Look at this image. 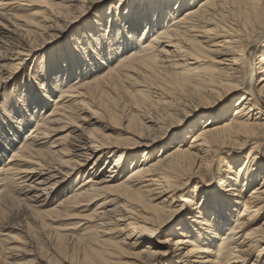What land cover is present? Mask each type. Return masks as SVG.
<instances>
[{
    "label": "bare ground",
    "instance_id": "bare-ground-1",
    "mask_svg": "<svg viewBox=\"0 0 264 264\" xmlns=\"http://www.w3.org/2000/svg\"><path fill=\"white\" fill-rule=\"evenodd\" d=\"M10 1L0 0V81L18 75L22 83L54 50L59 60L52 92L28 111L27 127L8 129L0 148V225L10 205L25 204L42 226H58L47 228L45 240L33 234L39 248L16 246L17 256L8 248L16 257L3 252L1 261L227 264L239 253L245 264L255 252L252 264H260L264 0H165L170 8L128 0L123 14L113 0ZM30 8L37 11L14 14ZM100 11L107 25L92 23ZM122 17L137 29L143 24L134 44L120 39ZM84 22L93 30L83 26L63 41ZM102 31L103 55L89 57L82 45L100 48ZM145 75L149 88L163 87L151 90V104L128 95L144 90L132 81ZM213 182L219 193L202 191ZM58 189L56 207L44 209ZM206 199L210 219L200 211ZM72 220L83 226L77 239L59 226Z\"/></svg>",
    "mask_w": 264,
    "mask_h": 264
},
{
    "label": "snow or ice",
    "instance_id": "snow-or-ice-1",
    "mask_svg": "<svg viewBox=\"0 0 264 264\" xmlns=\"http://www.w3.org/2000/svg\"><path fill=\"white\" fill-rule=\"evenodd\" d=\"M101 2V0H98ZM114 5H119V12L123 13L124 9L129 7L128 0H124L123 3L120 0H113ZM146 6H156V7H168L170 8V4H166L165 0H155L154 4H148ZM28 23H32V21H28ZM118 27L120 29V39L125 42H131L134 44L136 38L139 37L140 30L143 29V24L140 25V29H137L133 26V23L129 22V20L125 17L121 18V22L118 23ZM227 31V29H225ZM67 35V33H65ZM129 36H131V41H129ZM101 47L96 48L95 43H93L92 47H88V45H82L85 49L86 54L89 57L95 58L97 54L103 55V45L106 43V39H104V33L101 32ZM107 39H115V32L109 31L107 34ZM59 43V41H57ZM119 43V41H116ZM191 43V41H188ZM49 48L55 49V45H49ZM49 48L45 49V53H48ZM93 48L96 49L93 52ZM85 52L79 53V55L83 56ZM106 58V57H105ZM264 59V58H262ZM59 60V54L55 50L51 53L48 59H46L43 66L37 64L33 70L31 76H25L24 81L21 83L19 76L10 77L5 81H0V148L3 147V143L7 138L8 129L11 128L13 131L17 129V127H27L28 126V111L33 107L35 102L39 99H42L46 93L52 92V85L55 82L52 77L54 76V67L56 62ZM139 63V62H138ZM153 64H156L157 61H152ZM147 67V65H145ZM24 72L27 71V67L23 69ZM151 72L152 69H149ZM163 76V74H161ZM260 76L264 77V63L260 64ZM163 79H167L166 76H163ZM149 77L147 75L144 76L143 79H133V83L137 86H144L143 91L136 92L135 89L132 92H129L128 95L132 96L133 99L136 97H141L146 104L152 103L151 90L152 89H160L163 91L162 83H152L150 88L147 85V81ZM168 88L176 87L179 88V84H169ZM168 96L172 95L171 91L166 93ZM118 98V97H117ZM116 101H113L115 103ZM261 105L264 106V93L261 94ZM164 103H168L167 100ZM139 107V105H136ZM85 117H81L84 119ZM212 173H207L203 178L204 183L208 184L210 181ZM223 177H221L222 179ZM195 183V181H194ZM202 191H213L216 193L220 192V188L218 183L213 182L211 187L208 189H202ZM197 201H199V197H197ZM213 208V204L210 200L206 199L201 205L200 211L204 212L205 218H211V211ZM248 248L244 249V254L247 255ZM161 255L166 256L167 253H162ZM255 258V252H253L252 256L248 258L245 264H252V260ZM243 259L239 253L235 254L233 258L227 261V264H240V261ZM260 264H264V256L261 258Z\"/></svg>",
    "mask_w": 264,
    "mask_h": 264
},
{
    "label": "rangeland",
    "instance_id": "rangeland-1",
    "mask_svg": "<svg viewBox=\"0 0 264 264\" xmlns=\"http://www.w3.org/2000/svg\"><path fill=\"white\" fill-rule=\"evenodd\" d=\"M12 1V0H11ZM10 1V2H11ZM28 1H30V0H28ZM15 8L16 7H18V5L16 4V5H13ZM127 10V8H125L124 9V12L123 13H125V11ZM35 11H37V9H35V8H30V9H21V10H17L16 11V9H15V11H14V14L15 15H17L18 17H20V16H25V15H29V14H31V13H34ZM123 13H121V14H123ZM103 14V11H100V12H98L97 13V15H96V18L94 17L93 18V20H92V23H93V21H95V20H98V19H101L102 21H103V23L102 24H106L107 25V23H108V18H104V19H102V18H99V16L100 15H102ZM113 18V19H112ZM112 18H111V24L110 25H112V23H114V20L116 19V16H114V15H112ZM87 25H88V23H86L85 24V22L80 26V27H78V29L77 30H75L74 31V33L73 34H70L67 38H65L63 41H66L70 36H72V35H76V34H78L80 31H81V29L83 28V26H84V28H86L87 27ZM93 30V28H90L89 30L86 28V30H85V33L87 32V31H92ZM88 41H89V39H88ZM51 53V52H50ZM49 53V54H50ZM22 80V78L20 79V81ZM225 103H227V102H225ZM229 104H227L226 105V107L228 106ZM193 118H191V119H189V120H187L186 121V123L184 124V126H186L187 125V123L189 122V121H191ZM124 151H126V150H124ZM127 153H129V151H126ZM91 166V165H90ZM89 166V167H90ZM73 179V178H72ZM72 179H70L69 181H67L66 183H64L62 186H61V188H65L66 186H68L70 183H71V181H72ZM34 180H36V179H33L32 180V182L34 181ZM58 191H59V189L52 195V198H48V200L45 202V203H43L42 205H44L43 207H44V209H49L50 210V208L52 209V207H56L55 205H56V194L58 193ZM25 192V191H24ZM24 192H22V193H24ZM23 195H26V192H25V194H23ZM33 195V194H32ZM30 197H31V195H30ZM21 198H24V197H22L21 196ZM45 199V197H42V198H40L39 199V201H43ZM54 201V202H53ZM49 203V204H48ZM54 203V204H53ZM41 205V204H40ZM51 205H54V206H51ZM59 204H57V206H58ZM24 207H26L25 206V204H24V206L22 205V207H18V205H16V204H13V206L12 205H10L9 207H8V209H7V220L6 221H2L3 223H2V225H0V252L2 251V253H0V264H5V263H3L4 261H1V259L3 260L6 256L8 257V255L11 257V256H13L12 255V253L14 254L15 253V255L17 256V252H15L16 251V249H17V247L16 246H18V249H20V247L22 248V246H24L23 248H25V245H26V247L28 248V250L30 249V248H39V243H37L36 241H38L34 236H33V234L34 235H36L38 238H40L41 240L42 239H44L45 240V238H48L50 235H51V232L47 229V228H49V229H54V227H56V226H58V225H44V226H42L40 223H39V220H37V218L33 215V214H30L31 212H30V210L29 209H27V208H24ZM49 207V208H48ZM40 209H42L43 210V208H41L40 207ZM24 210V211H23ZM28 210V211H27ZM47 211V210H46ZM29 212V213H28ZM89 213V212H88ZM26 214V215H25ZM5 223V224H4ZM10 226V228L9 227H7V226ZM81 226H80V228H78L79 227V224H77V222L75 221V220H72V221H68V222H61L60 224H59V226H60V228H62L63 229V232H62V234H64V235H68V236H70L71 235V238H73V239H77V236L78 237H81V235H82V232H83V230H81L82 228H83V226H82V224H80ZM13 226V227H12ZM14 226H15V229H14ZM70 227H72V229H74V228H78V229H75V230H73V231H71V228ZM18 229V230H17ZM20 229V230H19ZM67 229V230H66ZM68 229H70V230H68ZM66 230V231H65ZM82 231V232H81ZM70 232H74V234H72V233H70ZM31 233V234H30ZM57 233V232H56ZM67 233V234H66ZM70 233V234H69ZM11 236L12 238H14V242H12L11 240H8V239H5V237L4 236ZM75 235H77V236H75ZM32 236H33V238H32ZM162 237V236H161ZM50 238V237H49ZM34 240H36V241H34ZM2 241V242H1ZM49 241H50V239L48 240V239H46V241L45 242H48L49 243ZM29 242V243H28ZM37 243V245H35V243ZM23 243V244H22ZM22 244V245H21ZM28 244V245H27ZM33 244V245H32ZM34 246V247H33ZM14 247H16V248H14ZM3 248V249H2ZM8 248H14V249H12L14 252H12L11 251V249L9 250ZM35 248L33 249V250H35ZM6 249H8L7 250V252L5 251ZM32 250V249H31ZM3 252H5V253H8V255L7 254H5V253H3ZM12 252V253H11ZM3 255V256H2ZM13 256V257H16V256ZM17 259V260H16ZM15 260H10V258L8 259L9 260V262H10V264L11 263H13L12 261H14V263L13 264H15L18 260H19V258H16ZM28 259H30V257H28ZM18 264H21L19 261L17 262ZM16 263V264H17Z\"/></svg>",
    "mask_w": 264,
    "mask_h": 264
}]
</instances>
